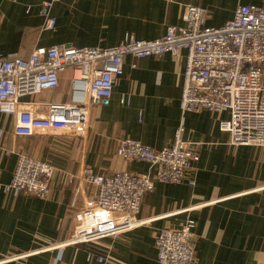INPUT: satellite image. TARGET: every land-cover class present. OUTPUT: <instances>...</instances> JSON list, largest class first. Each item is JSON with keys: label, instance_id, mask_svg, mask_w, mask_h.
Instances as JSON below:
<instances>
[{"label": "crops", "instance_id": "1", "mask_svg": "<svg viewBox=\"0 0 264 264\" xmlns=\"http://www.w3.org/2000/svg\"><path fill=\"white\" fill-rule=\"evenodd\" d=\"M49 1V17L42 16ZM187 5L206 9V26L221 27L239 6L264 7V0H0V57L28 59L34 50L55 45L114 47L129 34L157 40L169 28L185 26ZM48 18H55L54 30L46 29ZM186 59L187 51L177 57L127 56L110 102L92 108L85 137L42 131L16 136L14 118L0 114V185L10 183L21 154L55 168L47 199L9 195L0 187V264H99L100 255H108L109 264H159L158 233L188 220L196 222L195 264H264V148L230 143V133L220 128L229 112L182 110ZM71 97L68 71L56 90L20 102L44 115L48 104ZM181 124L187 141L204 144L190 175L195 186L159 182L149 164L117 155L126 138L155 150L170 146ZM86 169L151 176L155 190L138 215L146 224L96 243L69 244L75 215L97 199L96 186L81 179Z\"/></svg>", "mask_w": 264, "mask_h": 264}, {"label": "built area", "instance_id": "2", "mask_svg": "<svg viewBox=\"0 0 264 264\" xmlns=\"http://www.w3.org/2000/svg\"><path fill=\"white\" fill-rule=\"evenodd\" d=\"M51 7L52 2L44 3L41 15L49 17ZM206 19L205 8L187 5L185 26L171 27L157 40H138L129 34L114 47L55 45L34 50L28 59L18 54L0 57V114L14 118L16 136L30 137L42 131L85 137L92 108L110 102L116 80L124 75L127 56L177 57L187 51L182 110L229 112L230 119L221 121L220 128L230 133V143L264 148V7L241 5L233 20L221 27L206 26ZM55 25V18H48L45 27L54 30ZM68 71L72 73L70 102L50 103L44 115L24 108L22 97L56 90ZM123 100L129 103L130 97ZM185 133L181 124L172 145L161 150L126 138L120 141L117 155L149 164L159 182L180 185L188 181L195 186L190 175L195 173L204 144L187 141ZM54 174L51 164L21 154L10 183L0 187L9 195L47 199ZM81 179L96 186L97 199L86 201L75 215L69 244L96 243L146 224L138 215L144 198L155 190L151 176L130 172L95 175L86 169ZM195 228L196 222L188 220L180 228L161 230L155 240L159 264H195ZM92 257L89 253L87 258ZM97 261L109 264V256L100 255Z\"/></svg>", "mask_w": 264, "mask_h": 264}]
</instances>
